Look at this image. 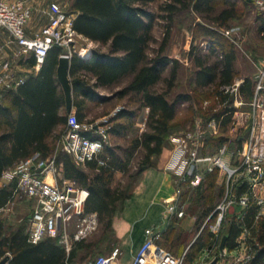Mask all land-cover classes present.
Here are the masks:
<instances>
[{"label": "trees", "instance_id": "16d2710c", "mask_svg": "<svg viewBox=\"0 0 264 264\" xmlns=\"http://www.w3.org/2000/svg\"><path fill=\"white\" fill-rule=\"evenodd\" d=\"M154 1L71 0L68 8V13L75 14L77 32L98 44L88 57L77 53L71 57L73 108L78 119L85 120L92 103L109 99L101 92V87L127 77L129 80L117 95L121 98L137 95L141 106L149 107L147 130L129 140V145L123 150L124 155L115 147L106 145L102 156L105 164H100L98 159L78 164L71 154L57 149L56 137L60 130L66 129L70 114L66 111L64 92L57 77L59 57L63 51L61 46L52 47L40 70L16 89L5 92L0 103V176L5 169L37 151L42 159L55 154V165L63 177L89 189L86 211L98 213L107 235L115 234V216L133 196V187L142 173L157 166L154 158L163 152L167 139L174 132L181 104L188 103L187 106L192 107L191 116L193 105L198 103L208 119L217 117L221 120L218 133L205 136V146L218 148L224 144L233 123L226 108L217 112L205 111L203 102L220 93L222 85L234 83L240 75L236 46L221 30L236 23L247 26L245 19L253 8V0H165L159 5V13L151 7ZM182 13L201 19L193 28V38H204L209 46L192 45L188 53L193 65L188 80L190 88L175 91L182 63L178 58L167 55L165 50L176 18ZM158 19L165 22L164 37L157 52L150 57L148 49L155 39L154 28ZM255 31L264 38V9L255 10ZM101 46L107 49L103 50ZM27 62L35 65L36 57L32 55ZM168 68L169 76L166 77ZM160 81L166 82V88L152 90L151 87ZM253 90V77H246L240 91L250 98ZM138 108L120 110L112 120L110 132L114 135L129 133L139 116ZM138 149H141L142 156L130 175L132 183L127 189L113 186L115 173L129 171L131 156ZM216 177L217 172H209L199 185L204 206L195 220L193 229L197 235L195 241H190L186 261L196 259L216 237L210 227H203L204 220L216 205L215 201L223 197L222 190L216 195L213 193ZM14 185L12 182L0 187V208L12 201ZM258 211L259 206L254 205L245 209L241 218H226L218 238L221 241L227 234L226 247L234 249L243 228L247 227L250 230L247 240L255 250L247 264H264V217L257 218ZM176 223L177 218H173L162 232L166 241L176 237ZM28 224L19 223L10 229L5 227L0 217V259L10 254L9 264H78L80 253L91 246V242L84 239L76 242L68 253L58 238L45 237L38 243H32L28 240ZM180 236L178 234L177 238ZM160 244L163 243L160 241Z\"/></svg>", "mask_w": 264, "mask_h": 264}, {"label": "built area", "instance_id": "2783aa9c", "mask_svg": "<svg viewBox=\"0 0 264 264\" xmlns=\"http://www.w3.org/2000/svg\"><path fill=\"white\" fill-rule=\"evenodd\" d=\"M254 1L264 6V0ZM33 9L31 0H0V27L9 32L10 42L19 47L16 55H34L37 69L41 68L48 51L54 46L70 49L65 54L72 56L71 46L76 37L81 36L74 27V16L66 12L59 1L50 0L48 22L34 36H29L26 27L32 18ZM237 29L232 27L226 30V34L233 35L236 39L234 34ZM11 69L9 59L0 62V84L7 89L18 87L25 81L23 77L14 79ZM253 79L254 90L249 99L242 96V82L236 81L222 85L220 93L203 102L205 109L217 112L226 108L231 113L234 126L246 133L240 137V147L232 150L228 142H225L215 153L201 154V149L205 146V136L215 135L219 131L221 120L217 117L208 119L205 124H198L194 129L172 134L169 139L172 150L164 169L172 175L177 188L174 194L161 199L167 204L171 214L178 218L186 215L185 209L177 204L182 193L181 184L197 186L205 174L215 168H220L227 175L224 197L214 210L218 213L217 220L210 225L216 236L219 235L232 207L241 208L244 215L245 209L251 206H264V62ZM104 132L106 131L102 127L94 123L79 120L72 111L68 116L66 129L60 134L58 146L71 154L78 164L93 159L105 164V159L99 158L104 141L96 136H105ZM56 171L55 158L42 159L37 151L20 160L15 166L5 169L2 177L15 183L12 201L16 197H26L35 202L29 217L28 240L38 243L45 237L58 238L69 253L76 242L87 239L96 230L99 216L97 212L86 211L90 193L88 188L74 184L60 186L47 179L49 173L55 178ZM261 215L262 210L259 209L257 218ZM146 232L148 239L132 264H185L186 252L179 258H171L170 255L164 260L162 257L166 252L154 244L158 233L154 234L149 229ZM249 235L250 230L244 227L237 246L231 250L225 247L221 252L220 243L205 247L196 264H210L216 257L217 264H223L225 258L231 259L232 264H247L255 253L253 244L247 240ZM121 254V248L117 247L111 254L88 264H114ZM150 258L155 260L150 261Z\"/></svg>", "mask_w": 264, "mask_h": 264}, {"label": "rangeland", "instance_id": "374dc122", "mask_svg": "<svg viewBox=\"0 0 264 264\" xmlns=\"http://www.w3.org/2000/svg\"><path fill=\"white\" fill-rule=\"evenodd\" d=\"M57 1L60 2V4L66 10V12H69L68 8L71 0H57ZM164 1L165 0H156L151 3V7L154 10H156L157 13H159V9H160L159 5ZM37 2L41 4V10H40L41 15H39L38 17L39 19L40 18L43 19L44 15H48L47 10L50 0H31V4L33 5V7L35 4H37ZM256 9H264V6H260L253 0V8L245 19V23L247 26H244L243 24L240 23H236L231 27L223 28L221 31L225 34L226 37H228L235 44L237 52L240 55V57L244 58L249 56L251 57V59H254L256 61H257L256 58H260L261 63H263L264 38L261 35L257 34V32L255 31L254 23H252V21L251 22L248 21V18L253 20V16H255ZM200 20L201 19L198 16L192 17L187 13H182L180 16H178V18H176L175 25L172 28L170 40L165 50V53L170 57L178 58L182 63L178 84L177 87L175 88V91L177 90L185 91L190 88L188 80L192 74L193 65H192V60L188 57V53L192 45H196L204 48H207L209 46V42L206 39L199 38L195 40L193 38V28L195 27V24ZM232 27L238 28L234 34L236 39L233 37V35L226 34V30ZM164 32H165V22L162 19H158L157 25L154 28L155 39L154 41L151 42L150 47L148 49V53L150 57L157 52L158 47L160 46V43L163 40ZM97 46H98L97 43L95 42L93 43L89 41L86 37L81 35L76 37V41L74 42L73 46H71V50L73 54L77 53L79 56L83 57L81 54L82 48H89L93 50V48ZM101 48L103 50L107 49L106 46H101ZM7 49L12 50L13 52H10L11 55L8 57L0 55V62L3 61L4 59H9L12 68L22 63L28 57L30 58L32 56V55L17 56L16 53L19 47L15 43H11L10 41ZM69 50L70 49L68 48H63L61 54L69 53ZM250 68H251L250 73L252 74V77H254L259 69V66L251 65ZM165 76L166 77L169 76V68L166 70ZM128 80L129 77L125 79L123 78L119 82L113 85L101 87L100 88L101 92L105 95H108L109 99L102 103H92L88 109V114L84 121L89 123H94L95 125L102 127V129L106 131L104 132L105 136L96 134V136L103 138L104 141V147L99 155V158L105 159L102 156L105 153L106 145L115 147L118 153L124 155L123 150L129 145L130 142L129 140L136 135H141L144 131L147 130L149 107L144 105L141 106L139 101V96L137 95H133V96L127 95L122 98L119 95H117V91L121 87H123ZM165 88H166L165 81H160L159 83L151 87V89L155 91H160ZM220 88L221 87H219V89ZM216 89L218 88L216 87ZM0 90H7V87H5L3 84H0ZM173 93L174 92L171 93V96ZM187 105L188 103H183L178 107L176 121L179 122L176 124L174 132H172V134H179L189 129H194L198 124L200 123L205 124V122L208 120L206 113L203 114L201 112L198 103L193 105L194 108L193 116L190 115L192 107L189 108L190 106ZM137 107H140L138 108L139 116L135 120V124L132 130L124 135L112 134L110 132V129L112 127V120L115 117V115L124 108L136 109ZM204 110L211 111L205 108ZM73 111L75 112V110ZM234 127L235 126L233 122L231 129ZM62 132L63 131L60 130V132L56 137L57 149L60 148L58 146V140ZM241 135L245 136L246 133H243V131L239 129L238 132L234 130V138H233L234 150L240 147V144L242 143V140L240 139ZM169 139L170 136L167 139V143L164 147L163 152L154 158L157 165H158V161H160L161 165H163V163L165 162L168 156L167 153H165L164 151H167L168 149L170 150L172 147ZM203 148L215 153V151L219 147L213 148V146L206 145ZM141 156H142L141 149L140 150L138 149L133 153V155L131 156V160L129 162L130 164L128 166L129 171L128 172L117 171L115 173L112 182L113 186H121L122 188L127 189L128 185H130V183H132L133 181L130 175L132 171H135L138 165V161L141 159ZM50 157L55 158V154L50 155L49 158ZM214 172H217V177L215 183L216 186L214 187L215 189L213 193L214 195H216L219 193V191L222 190L223 192L222 195H224L227 175L220 168H215ZM220 172L221 174L222 173L223 174L218 178V174ZM163 176H164L163 172H161L159 168H157V166L145 172V175L142 177V180H140L135 185L133 189V196L125 202L124 209L122 211H119L115 216V220H114L115 234L112 233L111 234L108 233V235L105 234V232L103 231L102 223L99 221L96 230L86 239L87 242H91V246H89V248H87L86 250L80 253L78 264L92 263L102 256L111 254L112 251L117 247L121 248L122 254L120 255L119 258L115 260L114 264H132L135 261V259L140 255L144 247L142 245H145V240H147L148 237L147 236L148 234L146 233L147 228H149L151 232L154 231V234L158 233L156 239L154 240V244L159 246V248L163 249V251L166 252V255L162 257L165 258L164 260L168 259L170 255L171 258H179L184 254V252L188 251L189 245L191 244L190 241L191 242L195 241V237L197 235L196 230L193 229L195 220L201 213L202 208L204 206L203 200L201 199V191L199 187L200 184L197 186H191V184H181L182 193L179 197L177 204L181 208L185 209L186 217L183 219L182 223H180L181 218H178L175 214H171L168 211L167 204H165L162 201L161 199L162 197H160L159 199L156 197L157 194L155 195V191H156L155 189L157 188L159 183L161 184ZM170 176L171 179L169 178L166 179L163 190L164 194L166 193V191H169L170 192L169 195L174 194L177 188L174 178L172 177V175ZM55 182H57L60 186H65L67 184L76 185V183H74L73 181L69 179H65L63 177V174L58 170L56 171ZM10 183L12 182L7 181V179L3 178L2 175L0 176L1 186H5ZM221 200L219 199L218 201H215L216 205L211 211L208 218L204 220L203 227L205 226L210 227L211 224L216 222L218 213L214 212V210ZM34 207H35V202H33L32 200L26 197H16L14 198L13 201L9 203L7 207H5L0 212V217L2 218L5 227L11 229L16 225H18L19 223L25 222L28 224L29 223L28 218L30 217ZM230 210L231 209H229V211ZM173 218H177L176 225L178 229H177L176 237L174 236V238H170L169 240L166 241L165 238L162 236V231H164L167 228V226L169 225V223L172 221ZM183 227L186 230H190V231L192 230V232H187ZM28 228H29V224H28ZM178 234L179 235L181 234L179 238H177ZM219 236L220 233L214 238L211 245L214 244L218 245L221 242L218 239ZM160 241L163 244H160ZM200 255L201 253L199 254V256ZM199 256L191 262L185 260V264L198 263ZM155 258H158V256ZM155 258H150L149 260L154 261ZM223 264H232V260L229 258H225L223 260Z\"/></svg>", "mask_w": 264, "mask_h": 264}, {"label": "crops", "instance_id": "0c3cea01", "mask_svg": "<svg viewBox=\"0 0 264 264\" xmlns=\"http://www.w3.org/2000/svg\"><path fill=\"white\" fill-rule=\"evenodd\" d=\"M40 10H41V4H39L38 2H37V4H35L34 5V9H33V15H32V18H31V20L29 21V23L27 24V27H26V31H27V34L29 35V36H34V34L37 32V31H39L47 22H48V15H44V17H43V19L42 18H40L39 19V15H41L40 14ZM74 17H75V14H72ZM248 21H252V23H254V26H255V16H253V20H251V19H249L248 18ZM10 35H9V32L7 31V30H5V29H3V28H1L0 27V55L1 56H10L11 55V53L10 52H13L12 50H10V49H13V48H10V49H7V47H8V44H9V41H10ZM88 39V38H87ZM89 40V39H88ZM89 41H91V40H89ZM91 42H93L94 43V41H91ZM8 43V44H7ZM82 49H88V50H90V53H88L86 56H84V55H82L83 57H87V56H89L91 53H92V50L91 49H89V48H82ZM13 54V53H12ZM82 54V53H81ZM26 56H28V55H26ZM29 58V57H28ZM28 58L26 59V60H24L22 63H20V64H18V65H16L15 67H13L12 69H11V74L14 76V79H18V78H20V77H23L25 80L30 76V75H32V74H36L40 69H37L36 67H35V65H30L29 64V62H27V60H28ZM257 59V61L256 60H254V59H251V57H249V56H247V57H240V55L238 54V52H237V68H238V70H239V73H240V75L239 76H237L236 77V79H235V81L234 82H236V81H241V82H243L244 81V79L246 78V77H252V74L250 73V66L251 65H253V66H261V60H260V58H256ZM35 69V70H34ZM17 87H14L13 89H16ZM9 89H7V90H0V103H1V101H2V98H3V95H4V93L5 92H7ZM242 93V96L245 98V99H249V97H247L243 92H241ZM74 110V109H73ZM234 130H236V132H238V127H234V128H232L231 130H230V134H229V140H227L226 142H228V145H229V147H230V149H232L233 150V142H234V140H233V138H234ZM171 150H172V147H171V149L169 150H167V151H164L165 153H167V158H166V160H165V162L163 163V165H161V163H160V161H158V165H157V168H159V170L161 171V172H163V174H164V176H163V178H162V182H161V184L159 183V185L157 186V188L155 189L156 191H155V195H156V197L157 198H159L160 199V197H163V196H168L169 194H170V192L169 191H166V193L164 194V192H163V190H164V184H165V182H166V179L167 178H169V179H171V176L169 175V173H167L166 171H165V169H164V166H165V164H166V162H167V160L169 159V157H170V154H171ZM203 150H205L206 152L205 153H203ZM217 151V150H216ZM214 152H212V151H209V150H207V149H202L201 150V154L202 155H209V154H213ZM153 168H155V167H153ZM149 169H151V168H149ZM149 169H147V170H149ZM147 170H145L143 173H142V175L140 176V178H139V180H138V182L140 181V180H142V177L145 175V172L147 171ZM223 174V173H222ZM221 174V172L218 174V178H219V176H221L222 175ZM205 176H206V174H205ZM204 176V177H205ZM203 180H204V178H203ZM202 180V181H203ZM137 182V183H138ZM136 183V184H137ZM218 183H219V181H218ZM201 184V183H200ZM0 187H2L1 185H0ZM135 187V186H134ZM134 187H133V189H134ZM132 192H133V190H132ZM224 193H225V189H224ZM163 195V196H162ZM223 197H224V195H223ZM223 197H222V199H223ZM10 203V202H9ZM9 203L7 204V205H5L4 207H2V208H0V212L5 208V207H7L8 205H9ZM259 209L260 210H262V214L263 215H261V217H264V206H261V207H259ZM242 210H241V208H239V207H232L231 208V210L229 211V213H228V217H236L237 218V216L239 215V218L243 215V212H241ZM185 218V217H184ZM183 218V219H184ZM183 219H181V221H180V223H182V221H183ZM168 225V224H167ZM184 228V227H183ZM149 228H147L146 229V231L148 230ZM185 229V228H184ZM186 230V229H185ZM187 232H191L190 230H186ZM163 232V231H162ZM147 233V232H146ZM160 233V232H159ZM148 236V235H147ZM147 239H148V237H147ZM240 239V237L237 239V240H239ZM147 240H145V242H146ZM143 246V245H142ZM231 250V249H230ZM233 251V250H232ZM8 255H10V254H8ZM4 257V256H3ZM10 262V261H9ZM9 264V263H8Z\"/></svg>", "mask_w": 264, "mask_h": 264}, {"label": "water", "instance_id": "95a60500", "mask_svg": "<svg viewBox=\"0 0 264 264\" xmlns=\"http://www.w3.org/2000/svg\"><path fill=\"white\" fill-rule=\"evenodd\" d=\"M71 57L72 56L70 54H65V53L61 54L57 66V77L64 92L66 111L68 113H71L73 111V106H74L73 85H72V78L70 75ZM227 237L228 235L225 234L221 239L219 246L221 252L224 251L226 247ZM9 261H10V255H5L0 259V264H8ZM217 262H218V257L214 258L210 264H217Z\"/></svg>", "mask_w": 264, "mask_h": 264}, {"label": "bare ground", "instance_id": "6f19581e", "mask_svg": "<svg viewBox=\"0 0 264 264\" xmlns=\"http://www.w3.org/2000/svg\"><path fill=\"white\" fill-rule=\"evenodd\" d=\"M81 53H82V55L86 56L88 53H90V50H88V49H82ZM47 179L50 182H52V183L55 182V178L53 177V175L51 173L48 174Z\"/></svg>", "mask_w": 264, "mask_h": 264}]
</instances>
